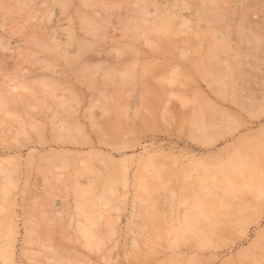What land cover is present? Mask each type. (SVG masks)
Segmentation results:
<instances>
[{"label":"rangeland","instance_id":"rangeland-1","mask_svg":"<svg viewBox=\"0 0 264 264\" xmlns=\"http://www.w3.org/2000/svg\"><path fill=\"white\" fill-rule=\"evenodd\" d=\"M0 264H264V0H0Z\"/></svg>","mask_w":264,"mask_h":264},{"label":"bare ground","instance_id":"bare-ground-1","mask_svg":"<svg viewBox=\"0 0 264 264\" xmlns=\"http://www.w3.org/2000/svg\"><path fill=\"white\" fill-rule=\"evenodd\" d=\"M205 2H206V1H205ZM221 2H222V1H221ZM213 3H214V2H213ZM214 5H215V4H214ZM251 5H252V4H251ZM207 7H208V6H207ZM207 7H206V8H207ZM209 9H210V8H209ZM207 14H209V13H207ZM204 15H205V14H204Z\"/></svg>","mask_w":264,"mask_h":264}]
</instances>
